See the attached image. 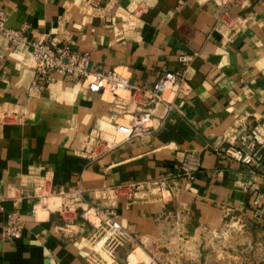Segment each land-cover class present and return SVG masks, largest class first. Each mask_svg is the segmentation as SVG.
I'll use <instances>...</instances> for the list:
<instances>
[{
    "label": "crops",
    "instance_id": "0c3cea01",
    "mask_svg": "<svg viewBox=\"0 0 264 264\" xmlns=\"http://www.w3.org/2000/svg\"><path fill=\"white\" fill-rule=\"evenodd\" d=\"M82 4L0 0L7 27L24 28L28 38L53 46L88 51L90 70L114 68L132 84L150 86L164 71L181 69L179 54L191 55L183 91L167 94L174 110L164 120L154 118L142 137L86 157L80 153L83 136L125 117L106 92L90 91L58 72L27 103L33 62L23 47L9 54L0 35V107L23 105L32 112L23 122H0V264H95L96 227L81 216V207L68 214L56 207L41 208L36 217L31 213L33 199L23 185L31 174L45 175L55 190L79 186L86 206L102 208L101 226L112 228L109 215L115 230L136 238L142 252L143 239L174 233L178 222L196 229L237 213L253 225L251 248L264 254V221L254 215L260 206L252 202L254 189L244 184L251 180L264 187V178L218 153L239 126L264 119V0L228 6L247 21L229 38L214 29L219 7L212 2L118 0L123 10L111 19L90 14ZM134 6L135 13H128ZM186 151L201 158L192 180L176 176ZM161 177L169 186L160 195L141 191L137 195L146 197L139 200L126 195L128 185ZM12 210L23 228L19 238L7 240L1 229Z\"/></svg>",
    "mask_w": 264,
    "mask_h": 264
},
{
    "label": "built area",
    "instance_id": "2783aa9c",
    "mask_svg": "<svg viewBox=\"0 0 264 264\" xmlns=\"http://www.w3.org/2000/svg\"><path fill=\"white\" fill-rule=\"evenodd\" d=\"M198 3L212 2L219 7V14L214 24V29L222 36L229 38L247 27L246 18L232 15L228 6L240 3L241 0H195ZM82 8L90 14L111 19L116 12H122L123 8L118 0H83ZM136 6L128 8V13L134 14ZM125 13V12H123ZM6 12L0 6V35L8 42V52L12 54L21 47L28 52L35 72L33 82L26 89V102L35 100L42 86L53 80L52 74L58 72L74 83H79L86 89L110 96L109 103L115 111L125 117V120L114 119L108 127L97 126L82 138L80 153L86 157L97 155L103 148H112L119 142L129 138L142 137L152 127V120L158 118L164 120L174 110L172 99L183 91L181 81L186 68L192 58L191 55L179 54L177 61L181 69L177 71H164L150 86L132 84L128 78L120 74L114 68L107 71L90 70V54L88 51H78L68 44L53 46L47 41H37L28 38L24 28L14 29L6 26ZM4 62L0 55V69ZM31 110L23 105L0 107V122H23L30 118ZM218 153L223 159H232L243 165L251 174L264 178V119L256 120L250 124L239 126L225 145L221 146ZM201 167L200 155L193 151L184 152L178 177L194 179ZM247 187L254 189L253 204L260 206L254 211L257 219L264 221V187L246 181ZM23 185L28 187L26 196L33 199L31 213L36 217L41 208H58L63 211L75 210L81 207V216L93 226L102 225L101 207H89L84 203L82 190L79 186H73L67 190H55L48 185L45 175L31 174L23 180ZM168 178L161 177L148 180L144 183H132L126 189V195L131 200L145 198V195H137L143 192L148 195H160L168 188ZM117 193V188H112ZM103 195H107L104 190ZM1 200V198H0ZM0 209H2L0 205ZM93 216L94 218H90ZM111 227L115 230L116 224L109 215L106 217ZM23 221L16 210L7 215V222L1 229L4 239H17L21 235Z\"/></svg>",
    "mask_w": 264,
    "mask_h": 264
},
{
    "label": "rangeland",
    "instance_id": "374dc122",
    "mask_svg": "<svg viewBox=\"0 0 264 264\" xmlns=\"http://www.w3.org/2000/svg\"><path fill=\"white\" fill-rule=\"evenodd\" d=\"M180 223L174 233L143 239V252L136 238L126 232L96 227L92 239L95 264H264V254L251 248L253 225L237 213L200 223L196 229L185 230Z\"/></svg>",
    "mask_w": 264,
    "mask_h": 264
}]
</instances>
